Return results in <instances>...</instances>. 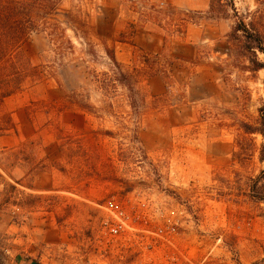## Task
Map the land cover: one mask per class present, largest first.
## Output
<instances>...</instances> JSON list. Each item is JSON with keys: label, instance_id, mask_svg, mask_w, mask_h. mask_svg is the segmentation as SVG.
<instances>
[{"label": "rangeland", "instance_id": "rangeland-1", "mask_svg": "<svg viewBox=\"0 0 264 264\" xmlns=\"http://www.w3.org/2000/svg\"><path fill=\"white\" fill-rule=\"evenodd\" d=\"M215 1L63 0L66 44L22 46L39 78L0 103V264H264L263 139L237 144L264 70L231 36L264 0ZM112 198L145 228L181 220V240L102 243Z\"/></svg>", "mask_w": 264, "mask_h": 264}, {"label": "trees", "instance_id": "trees-1", "mask_svg": "<svg viewBox=\"0 0 264 264\" xmlns=\"http://www.w3.org/2000/svg\"><path fill=\"white\" fill-rule=\"evenodd\" d=\"M63 0H0V103L16 92L21 90L26 77L39 78V75H29L30 63L20 56L22 46L36 34L47 32L52 43L60 50L66 44V31L54 19L59 11ZM215 1V0H214ZM230 1L233 0H225ZM212 4V9L215 7ZM230 3V4H231ZM220 7H227L228 4H221ZM231 6H234L233 3ZM236 16H238L235 11ZM231 36L235 39H242L243 49L253 57L251 59V71L264 70V61H260L258 54L264 55V9L260 7L252 12L249 22L244 18L236 23ZM67 44L73 48L72 41L67 39ZM111 61L118 68L114 50L106 49ZM131 90V89H130ZM244 137L238 141V147L244 149L246 144L252 143L256 146L253 136H261L263 142L257 149L259 159L264 163V105L260 108V118L253 125L243 123ZM11 131L16 132V126L9 115L7 122L0 125V137ZM252 137V138H251ZM251 138V139H248ZM264 175V170L261 172Z\"/></svg>", "mask_w": 264, "mask_h": 264}, {"label": "built area", "instance_id": "built-area-1", "mask_svg": "<svg viewBox=\"0 0 264 264\" xmlns=\"http://www.w3.org/2000/svg\"><path fill=\"white\" fill-rule=\"evenodd\" d=\"M103 217L101 219L102 243H107L109 247L113 245H126L133 239L140 240L143 255L150 254L160 245L174 247L178 240H181L184 222L179 219L165 218V220L155 226H139L145 220L141 216L128 212L115 198L105 202L101 206ZM175 217V214L172 213ZM143 235V236H142ZM144 260H142V263ZM146 264H155L149 260Z\"/></svg>", "mask_w": 264, "mask_h": 264}, {"label": "crops", "instance_id": "crops-1", "mask_svg": "<svg viewBox=\"0 0 264 264\" xmlns=\"http://www.w3.org/2000/svg\"><path fill=\"white\" fill-rule=\"evenodd\" d=\"M16 264H33V263H32V261H24V260H21V261H19Z\"/></svg>", "mask_w": 264, "mask_h": 264}]
</instances>
